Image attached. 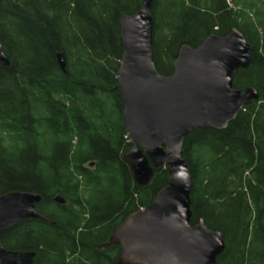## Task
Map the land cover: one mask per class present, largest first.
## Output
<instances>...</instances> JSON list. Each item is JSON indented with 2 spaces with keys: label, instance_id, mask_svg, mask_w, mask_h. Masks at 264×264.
Instances as JSON below:
<instances>
[{
  "label": "trees",
  "instance_id": "1",
  "mask_svg": "<svg viewBox=\"0 0 264 264\" xmlns=\"http://www.w3.org/2000/svg\"><path fill=\"white\" fill-rule=\"evenodd\" d=\"M143 2L0 0V41L11 61L0 67V196L38 193L44 217L0 230V248L35 251L33 264H117L121 245L100 246L167 185L163 167L139 186L124 158L133 144L117 76L119 21ZM152 15L162 75L173 73L183 45L196 48L211 34L237 28L253 48L234 88L254 87L260 100L225 129L189 133L183 152L193 178L191 224L203 219L224 235L216 264H264V0H154Z\"/></svg>",
  "mask_w": 264,
  "mask_h": 264
},
{
  "label": "water",
  "instance_id": "2",
  "mask_svg": "<svg viewBox=\"0 0 264 264\" xmlns=\"http://www.w3.org/2000/svg\"><path fill=\"white\" fill-rule=\"evenodd\" d=\"M153 3L144 0L138 12L119 21L124 51L117 76L122 118L133 144L124 158L139 186L163 167L169 179L150 205L128 215L100 248L121 245L117 264H216L226 247L224 235L203 219L191 224L193 178L183 144L198 128H227L245 106L260 100L254 87L234 88L235 75L250 65L253 48L237 28L225 36L211 34L196 48L183 45L173 73L162 75L153 56ZM57 61L67 73L63 52ZM10 65L0 41V67ZM261 151L264 154V143ZM41 200L40 194L29 191L1 195L0 230L44 219L36 210ZM54 200L66 202L61 195ZM35 256V251L0 248V264H33Z\"/></svg>",
  "mask_w": 264,
  "mask_h": 264
}]
</instances>
